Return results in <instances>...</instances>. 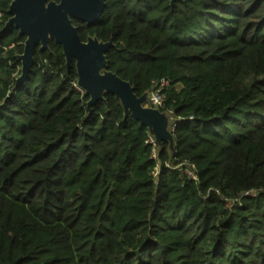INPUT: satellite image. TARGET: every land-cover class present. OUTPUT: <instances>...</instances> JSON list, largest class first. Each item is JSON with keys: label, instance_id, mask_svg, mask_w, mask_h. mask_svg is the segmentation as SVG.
<instances>
[{"label": "trees", "instance_id": "obj_1", "mask_svg": "<svg viewBox=\"0 0 264 264\" xmlns=\"http://www.w3.org/2000/svg\"><path fill=\"white\" fill-rule=\"evenodd\" d=\"M11 5L0 0V264H264V0H106L96 23L73 20L83 42L113 43L107 70L137 97L168 82L173 144L156 157L114 93L90 105L55 39L18 85L27 36Z\"/></svg>", "mask_w": 264, "mask_h": 264}, {"label": "water", "instance_id": "obj_2", "mask_svg": "<svg viewBox=\"0 0 264 264\" xmlns=\"http://www.w3.org/2000/svg\"><path fill=\"white\" fill-rule=\"evenodd\" d=\"M175 1L172 0L173 3ZM105 7L106 0H60L59 3L48 0H12L10 13L13 18L10 24H15L20 34L27 36L25 53L20 57L26 76L18 81V85L28 77L37 46L41 44L40 51H43L48 47L49 40L55 39L63 46L69 65L76 59L79 83H83L86 93L91 96L90 105L102 99L105 92L114 93L126 114L131 113L136 120L148 126L158 142L170 140L173 144V135L168 130V118L158 110L144 108L143 103L147 97H137L130 83L107 70L105 54L113 43H103L96 38L83 42L73 23V20H78L94 24ZM98 61L104 66L105 75L101 73Z\"/></svg>", "mask_w": 264, "mask_h": 264}, {"label": "built area", "instance_id": "obj_3", "mask_svg": "<svg viewBox=\"0 0 264 264\" xmlns=\"http://www.w3.org/2000/svg\"><path fill=\"white\" fill-rule=\"evenodd\" d=\"M168 84V82L166 81H162L157 88L151 93V98H149L152 102V105H154L155 107L161 109L163 106V101H164V93H163V88L164 86H166ZM75 86L80 90L83 91L77 84H75ZM149 143L153 146V156L156 157L157 155V142L156 140L150 136L149 137ZM190 174V173H189ZM192 177L196 178V176L194 174H190Z\"/></svg>", "mask_w": 264, "mask_h": 264}, {"label": "rangeland", "instance_id": "obj_4", "mask_svg": "<svg viewBox=\"0 0 264 264\" xmlns=\"http://www.w3.org/2000/svg\"><path fill=\"white\" fill-rule=\"evenodd\" d=\"M53 6L57 7L58 5H53ZM49 7H50V6H48L47 9H49ZM98 66H99V68H100L101 73H102L103 75H105L104 66L101 64L100 61H98ZM25 74H26V73H25V71H24V67H22V73H21V75H20L18 81L22 80V79L26 76ZM82 84H83V83H81V85H80V83L78 82L77 85L80 87V86H83ZM81 89H82L84 92H86V90H87L86 88H84V86L81 87ZM150 98H151V95H150ZM143 105H144V106H143L144 108H147V109H155V106L152 105V102H151L150 99H149L148 102H144ZM160 110H161V109H160ZM158 111H159V110H158ZM160 112L163 113V114L168 118V120H172L171 117L168 116V114L164 113L162 110H161ZM169 129H170V126H168V130H169ZM150 136H152V137L156 140L157 144L159 143V142L157 141L156 136H155L154 134H153V135L151 134ZM156 151H158V149H156ZM156 156H157V155H156ZM169 166H171V164H169ZM188 171H189L190 174H194L193 171H192L191 169H188ZM158 173H159V172H157L156 174H158Z\"/></svg>", "mask_w": 264, "mask_h": 264}, {"label": "crops", "instance_id": "obj_5", "mask_svg": "<svg viewBox=\"0 0 264 264\" xmlns=\"http://www.w3.org/2000/svg\"><path fill=\"white\" fill-rule=\"evenodd\" d=\"M149 100L147 99V101L146 102H148ZM144 106V105H143ZM155 110H159V111H161L159 108H157V107H155ZM168 126H171V123H170V120H168ZM152 131V130H151ZM169 131H170V129H169ZM171 132V131H170ZM153 133V132H152ZM154 134V133H153Z\"/></svg>", "mask_w": 264, "mask_h": 264}]
</instances>
